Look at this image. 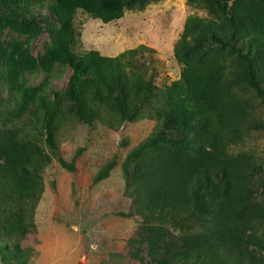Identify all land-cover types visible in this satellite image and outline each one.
<instances>
[{"label": "trees", "instance_id": "obj_1", "mask_svg": "<svg viewBox=\"0 0 264 264\" xmlns=\"http://www.w3.org/2000/svg\"><path fill=\"white\" fill-rule=\"evenodd\" d=\"M149 1L0 0L4 264L6 257L27 264L29 250L21 242L34 226L51 157L63 170H76L74 159L58 153V133L69 121L91 125L102 110L120 122L147 117L155 123L121 164L131 201L126 216L138 215L142 223L126 242L131 259L264 264V205L257 201L263 166L252 153L232 149L264 127L253 106L264 107V0H189L207 16L186 18L173 47L180 77L163 88L133 63L137 54L154 53L144 45L115 57L76 51L78 11L107 24ZM45 33L49 42L34 56L30 43ZM66 70V86L54 89L51 82ZM114 162L95 181L106 178Z\"/></svg>", "mask_w": 264, "mask_h": 264}, {"label": "rangeland", "instance_id": "obj_2", "mask_svg": "<svg viewBox=\"0 0 264 264\" xmlns=\"http://www.w3.org/2000/svg\"><path fill=\"white\" fill-rule=\"evenodd\" d=\"M194 5L189 0H150L143 9L126 10L122 18L107 24L78 11L75 26L80 41L76 51L96 50L115 57L144 45L154 53L137 54L133 63L139 74L163 88L180 77L173 47L186 18L207 16ZM35 11L46 12L40 8ZM48 42L47 33L32 41L33 55L43 52ZM67 79L66 70L51 82L53 88L62 90ZM253 106L255 119L264 124V107L259 103ZM99 114L91 125L69 121L58 133V153L69 163L74 159L76 170H63L55 157L45 168V187L35 207L34 226L21 242L22 248L29 250L27 264H140L127 253L126 242L136 236L142 223L138 215L126 216L131 201L124 194L121 164L126 154L152 133L155 123L147 117L120 122L116 114L106 110ZM232 149L252 153L264 172V127L247 132ZM113 159L108 176L95 181L97 172ZM261 178L257 201L264 205V173ZM2 245L0 238V253L7 255ZM0 264H4L1 254ZM5 264L16 263L6 257Z\"/></svg>", "mask_w": 264, "mask_h": 264}, {"label": "clouds", "instance_id": "obj_3", "mask_svg": "<svg viewBox=\"0 0 264 264\" xmlns=\"http://www.w3.org/2000/svg\"><path fill=\"white\" fill-rule=\"evenodd\" d=\"M104 24V23H103Z\"/></svg>", "mask_w": 264, "mask_h": 264}]
</instances>
